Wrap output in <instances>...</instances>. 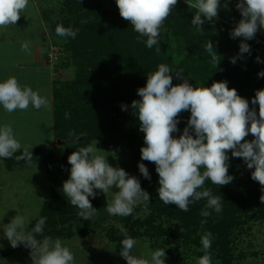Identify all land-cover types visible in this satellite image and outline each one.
Here are the masks:
<instances>
[{"label":"trees","instance_id":"16d2710c","mask_svg":"<svg viewBox=\"0 0 264 264\" xmlns=\"http://www.w3.org/2000/svg\"><path fill=\"white\" fill-rule=\"evenodd\" d=\"M63 6L67 16L49 26L52 34L63 40L62 45L67 53V58L57 63L55 68L75 66L76 73L70 82L55 80L53 90L55 137L67 140V145L36 150L37 156H44L52 191L51 198L41 210L42 217H46L43 234L53 239L72 238L77 231L85 234L93 226L99 227L103 223L99 214L106 211L108 203L103 193L95 190L96 197H89L97 209L96 215L90 220L82 219L78 215L79 209L72 206L63 193L62 185L69 178L71 167L67 158L73 151L94 140H104L113 148L119 140L126 139L131 149L134 176L149 193L147 210L151 213L143 221L134 219V211L145 207L141 203L137 209L135 207L132 215L118 216L122 223L130 224V227L125 228L128 235L139 240L146 235L155 238L162 232L174 238L178 244L202 249L201 237L211 232L209 251L216 252L222 264H235L234 245L244 226L251 221L264 219V203L260 201L264 193L261 185L251 179L252 170L246 167L242 158H231L228 174L234 179L230 184L216 186L210 180L205 181L204 188L211 189L213 195L221 196L220 213L209 209L211 215L201 216L206 199L190 204L187 212L179 210L176 205H165L158 197L159 177L155 165L141 160L144 134L139 130L138 116L133 114L131 103L140 99L137 89L146 85L147 74L156 71L163 63L172 70L173 85L182 83L185 78L194 87H210L214 81L226 80L228 87L235 88L240 96L249 100L251 106L255 91L264 88V77L258 76L264 70V62L258 63L256 60L259 57L264 61V29L258 31L254 39L246 41L251 46V53L244 54L242 59L238 58L233 64L230 58L239 53L242 39L230 38V31L241 18L235 5L233 21H206L202 26L204 33L201 34L191 25L195 9L189 8L186 1L181 0L160 28L158 45L151 49L146 47V37H139L138 42L139 34L120 16L117 5L114 13L105 12L97 6L85 8L83 0H64ZM58 24L78 30L76 37L58 36L55 31ZM208 40L213 42L217 54L221 56L217 68L205 51ZM51 43H45L47 59ZM157 47L160 48L159 53ZM180 71L178 78L176 72ZM122 105L128 106L127 110H122ZM66 113L70 114L69 118L65 117ZM119 117H122V121H118ZM189 117L190 111L179 114V131L173 133L174 137L178 138L182 134ZM123 119L129 125L126 130L122 128ZM69 132L77 136L86 132L87 135L74 142L75 138L69 136ZM245 139L250 141L253 137L249 134ZM139 163H144L148 168L150 180L139 172ZM56 165L58 167L54 170ZM38 220L31 223V229ZM170 220L176 221L177 225L170 226ZM202 220L207 222L202 224ZM165 221L171 228L174 227L170 232L164 226ZM58 223L61 227L47 229L49 225L56 226ZM122 229L111 226L109 238L112 242H120L125 238ZM37 238L42 239L39 236ZM171 239L165 241L170 243ZM4 242L6 246L4 251L0 250V260L14 252L9 241L6 239Z\"/></svg>","mask_w":264,"mask_h":264},{"label":"clouds","instance_id":"9594fccd","mask_svg":"<svg viewBox=\"0 0 264 264\" xmlns=\"http://www.w3.org/2000/svg\"><path fill=\"white\" fill-rule=\"evenodd\" d=\"M120 16L128 21L139 34L146 37V47L151 49L158 45L160 28L178 4V0H115ZM29 0H0V27L15 25L21 12L28 6ZM189 8L195 9L191 20L197 32L204 33L205 22L212 23L219 18L221 7L230 11L231 0H186ZM236 10L240 19L230 31V38H242L239 53L231 57L235 64L244 54L251 53V46L246 42L255 38L258 31L264 29V0H237ZM56 34L61 37L75 38L78 30L63 25L56 26ZM21 51L30 54L28 42L21 45ZM156 51L159 53L160 48ZM205 51L211 57V63L217 68L221 56L216 47L208 40ZM257 62L261 61L259 57ZM172 70L166 64H160L156 71L147 74L144 87L137 89L138 100H133L131 109L138 116L139 130L144 134V146L141 147V160L155 165L158 174V197L165 205H176L183 212L189 211V205L206 199L201 216L211 215L209 209L216 213L222 211L221 196L212 194L211 189L204 188L205 181L210 180L216 186L230 184L234 177L229 175L230 159L242 158L251 179L261 185L264 193V88L257 89L255 96L249 100L240 96L235 88H229L227 81H214L210 87H194L188 79L173 85ZM180 72L177 73L179 78ZM264 77V70L258 73ZM0 105L12 113L27 110L29 105L39 110L50 108V102L30 86H21L16 77H9L0 82ZM258 106V110L257 107ZM122 110H127L122 105ZM190 111L187 126L177 137L179 131V114ZM66 113L65 117L69 118ZM251 134L253 139L245 138ZM87 133L69 136L78 142ZM98 141L73 151L67 158L70 167L69 178L63 182L62 191L72 206L79 209L78 215L90 220L97 213L89 197L95 198L99 190L110 197L106 211L112 216L127 217L132 215L138 204H147L150 196L141 187L136 176L129 175L123 168L112 166L107 157L100 155ZM10 124L0 126V158L10 159L21 149ZM231 153V157L229 156ZM32 151L25 146L22 155L16 160L32 162ZM139 172L145 179L151 176L144 163L138 164ZM113 188L118 189L113 192ZM202 189V190H200ZM264 203V194L260 196ZM46 217H41L29 231L27 220L15 215L11 222L3 225L4 237L12 248L23 245L30 250L32 264H75L73 252L57 237L43 234ZM202 220L201 223H206ZM120 256L127 264H166L165 249L151 252L150 259L133 255L137 240L128 235L126 229ZM42 237L38 239L37 237ZM212 233L206 232L201 237L204 255L196 264H212L210 248Z\"/></svg>","mask_w":264,"mask_h":264},{"label":"rangeland","instance_id":"374dc122","mask_svg":"<svg viewBox=\"0 0 264 264\" xmlns=\"http://www.w3.org/2000/svg\"><path fill=\"white\" fill-rule=\"evenodd\" d=\"M33 0H29L28 6L25 10L21 12V17L15 26H31L36 31V33H43L48 28L49 38L46 42L51 44H58V59L55 60L54 66L57 63H62V60L67 58V53L62 45L63 40L54 36L49 29L50 24H55L58 21L64 19L67 14L64 10L63 1L64 0H36L38 9L36 10L33 6ZM181 0H178L180 2ZM186 1V0H185ZM85 8L91 6H97L99 9L105 12H113L116 9L115 0H83ZM224 0H221L223 4ZM235 0H231L229 4L230 11L225 10L221 7L219 12V18L217 20L222 21H233L234 15V5ZM43 14L45 20L44 24L41 25L39 21L40 17L37 14ZM28 15V17L26 16ZM30 17V18H29ZM43 21V20H42ZM47 24V26H46ZM163 31L165 28L162 29ZM27 39L29 38V27L26 31ZM33 36V34H32ZM49 61V60H48ZM50 63V62H49ZM51 64V63H50ZM53 65V64H52ZM56 67V66H55ZM58 79L65 82H70L74 78L76 73V67L71 66L70 68H59L56 69ZM118 121H122V117L118 118ZM122 125L123 130L128 129L129 125L125 122ZM29 139V151H32V162L28 163L26 160H16V156H20L23 153L24 148L20 149L14 154L10 159L0 158V250L4 251L5 246L4 241L6 238L3 233V225L11 222V219L15 215H21L27 220V229L31 231L30 225L33 221L40 219L42 217L41 210L45 202H47L52 195L50 187V177L47 173L46 162L44 160L43 154L36 155L37 149H46L52 147H43L41 142H44L46 137L42 136L40 139H34L33 134L29 133L27 138ZM95 141V140H94ZM94 141L89 142L93 143ZM97 148L101 149L100 155L107 157L109 163L116 167L119 166L123 168L129 175L134 176L135 172L133 170L132 154L129 143L126 139L119 140L118 144L110 147L104 140H97ZM110 142L113 140L109 139ZM67 140H58L56 145L53 147H58L59 145H67ZM26 145L22 146L25 147ZM58 165L54 166V170L57 169ZM113 192L118 189L113 188ZM110 197L106 196L107 202ZM140 204L136 206L139 207ZM150 211H144L140 209L139 211H134L133 218H140L142 221L148 218ZM99 217H102V224L99 227L93 226L91 230L86 229V233L82 234L79 231L75 234L72 239H61L64 246L70 249L71 246L77 245L76 247L85 249L84 253L90 252L91 245H121L120 242H112L109 238L111 226H115L118 229H125L130 227V224L122 223L118 216H112L105 212H101ZM83 219V218H82ZM170 226L177 225L176 221L170 220ZM164 226L167 232H170L174 227H170L167 221L164 222ZM55 227H61L58 223L56 226L49 225L47 229H52ZM144 230V228H143ZM169 238L167 233L157 234L156 237H150L146 235L145 237L137 240V245L134 247L135 254L143 256L150 259L151 252L157 249H165L166 252V264H196V260L204 254H200L202 249L199 247H194L185 245L184 243L178 244L174 238L171 239L170 243L165 240ZM20 248H13L14 252L8 255L5 259L0 260V264H26L27 260L31 261L29 257L30 250L25 248L23 245ZM12 248V247H11ZM17 250V251H16ZM112 256L107 260H101L96 263L98 264H127L126 260L122 258L121 261L114 257L112 251L107 252ZM234 253L236 255L235 264H264V219L254 220L249 224L244 226V230L238 237V241L234 245ZM212 257V264H222L221 259L216 256V252H210ZM116 256V255H115ZM114 257V258H113ZM32 264V262H31Z\"/></svg>","mask_w":264,"mask_h":264},{"label":"crops","instance_id":"0c3cea01","mask_svg":"<svg viewBox=\"0 0 264 264\" xmlns=\"http://www.w3.org/2000/svg\"><path fill=\"white\" fill-rule=\"evenodd\" d=\"M32 2L37 10L38 5L36 0ZM37 15L40 17L39 21H41V25L44 24L43 14L38 13ZM26 16L28 17V15ZM28 24L30 26L9 25L7 27H0V82L14 76L21 86H30L33 91H37L42 97L47 98L51 107H42L37 110L29 105L27 110H16L8 113L0 105V126L10 124L14 130L16 139L22 146L26 145L29 148V139L25 138L31 133L34 139H40L42 136H45L46 139L44 142H41V145H44L43 147H50L51 145L55 146L59 140L55 137L54 131L53 101L54 84L58 76L55 72V66L50 64L46 57L45 43L49 38L48 28L46 27L43 33H36L31 26L30 20ZM26 27L27 30L29 27L28 39L27 33H23L26 31ZM25 42L29 43L30 54L21 51V45ZM68 246H71L70 250L74 254L75 264H98L96 262L112 257L107 253L109 251H112L116 255L114 257H117L119 261L122 260L120 256L122 245H91L92 247L89 249L91 251L88 253H84L85 249L78 248L76 247L77 245ZM19 248L17 247V250ZM132 254L136 255L134 250ZM26 264H31V261L27 260Z\"/></svg>","mask_w":264,"mask_h":264},{"label":"built area","instance_id":"2783aa9c","mask_svg":"<svg viewBox=\"0 0 264 264\" xmlns=\"http://www.w3.org/2000/svg\"><path fill=\"white\" fill-rule=\"evenodd\" d=\"M58 45L56 44H50V48H49V51H48V60L51 64L54 65V62L55 60L58 59Z\"/></svg>","mask_w":264,"mask_h":264}]
</instances>
